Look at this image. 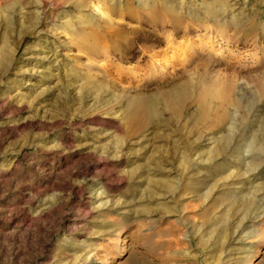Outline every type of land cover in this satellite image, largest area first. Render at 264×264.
Listing matches in <instances>:
<instances>
[{
  "label": "rangeland",
  "instance_id": "374dc122",
  "mask_svg": "<svg viewBox=\"0 0 264 264\" xmlns=\"http://www.w3.org/2000/svg\"><path fill=\"white\" fill-rule=\"evenodd\" d=\"M263 74L264 0H0V264H264Z\"/></svg>",
  "mask_w": 264,
  "mask_h": 264
},
{
  "label": "bare ground",
  "instance_id": "6f19581e",
  "mask_svg": "<svg viewBox=\"0 0 264 264\" xmlns=\"http://www.w3.org/2000/svg\"><path fill=\"white\" fill-rule=\"evenodd\" d=\"M175 1V0H174ZM123 2V1H122ZM177 3V2H176ZM175 3V4H176ZM171 4V3H170ZM174 5V4H173ZM96 6H93V7H91V6H89V8H91V10L94 12V13H96L97 15H99L98 13H99V7H96ZM173 6H171V7H169V8H172ZM175 7V6H174ZM98 9V10H97ZM210 9V8H209ZM171 11V10H170ZM220 11V10H219ZM80 12H81V10H80ZM92 13V12H91ZM174 14V13H173ZM87 15V14H86ZM174 15H176V12H175V14ZM88 17H89V14L87 15ZM81 18H84V17H86L85 15H84V13L80 16ZM76 20V19H75ZM79 20V19H78ZM91 20L92 19H90V21L89 22H91ZM222 20V19H221ZM74 21V20H73ZM72 21V22H73ZM79 22V21H78ZM77 22V23H78ZM74 23H75V21H74ZM88 23V22H87ZM224 23H226V21L224 22ZM80 24H82V23H80ZM86 24V23H85ZM68 26V25H67ZM84 26V25H83ZM74 28V27H73ZM264 75V74H263ZM258 81V80H257ZM260 83V82H259ZM264 87V86H263ZM180 88V87H179ZM175 89V88H174ZM174 91V90H173ZM172 93H174L173 94V96L171 95ZM186 93H187V91H186V88H184V87H182V89H180V90H178V91H176V92H171V96L172 97H170L172 100H171V103H170V106H171V108H172V110H173V108L174 109H178L179 108V106H180V102H181V100H182V98L186 95ZM188 94V93H187ZM137 99V98H136ZM185 98H183V100H184ZM131 103H133V105H134V109L136 110V112H139V110H140V108H141V101L140 100H136V101H134V100H132V102ZM145 103V102H144ZM130 104V103H129ZM182 105V104H181ZM149 106V105H148ZM129 111V110H128ZM127 112V111H126ZM129 113H131L130 111H129ZM127 114V113H126ZM147 115V114H146ZM134 116V115H133ZM138 116V115H137ZM137 116H134V119H136L135 117H137ZM140 118H141V115L139 116ZM138 118V117H137ZM143 118V120L145 119L144 117H142ZM148 118V117H147ZM133 119H131V121H132ZM141 120V119H140Z\"/></svg>",
  "mask_w": 264,
  "mask_h": 264
}]
</instances>
